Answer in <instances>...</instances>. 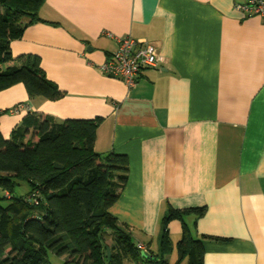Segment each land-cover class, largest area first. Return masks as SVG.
I'll return each mask as SVG.
<instances>
[{
  "label": "crops",
  "instance_id": "crops-1",
  "mask_svg": "<svg viewBox=\"0 0 264 264\" xmlns=\"http://www.w3.org/2000/svg\"><path fill=\"white\" fill-rule=\"evenodd\" d=\"M244 2L46 0L43 21L11 52L39 57L63 97L31 98L23 84L0 92L3 136L29 113L59 123L102 118L95 152L129 158L111 212L148 254L158 253L170 207H206L185 219L203 241L204 264H264V18L236 11ZM126 36L163 59L132 89L100 72L114 38ZM169 233L174 253L181 222Z\"/></svg>",
  "mask_w": 264,
  "mask_h": 264
},
{
  "label": "trees",
  "instance_id": "trees-1",
  "mask_svg": "<svg viewBox=\"0 0 264 264\" xmlns=\"http://www.w3.org/2000/svg\"><path fill=\"white\" fill-rule=\"evenodd\" d=\"M46 0H0V92L23 84L28 95L58 100L63 92L50 81L37 56L15 58L11 43L40 21ZM4 112L0 109V118ZM7 113V112H6ZM102 118L57 122L29 113L6 139L0 129V264H169L174 250L169 224H182L176 245L181 264H204V244L186 217H203L206 207L169 208L161 221L158 253L143 256L131 229L111 212L129 179V158L95 152ZM19 182L30 187L15 197ZM107 249L110 250L108 257ZM139 259L142 263H139Z\"/></svg>",
  "mask_w": 264,
  "mask_h": 264
},
{
  "label": "built area",
  "instance_id": "built-area-1",
  "mask_svg": "<svg viewBox=\"0 0 264 264\" xmlns=\"http://www.w3.org/2000/svg\"><path fill=\"white\" fill-rule=\"evenodd\" d=\"M235 10L244 17L264 18V0H246L235 5ZM110 37H113L110 35ZM117 42L116 51L101 65L100 72L108 77L119 79L132 89L137 85L140 74L151 68H157L163 61L156 49L146 41H138L131 36L114 38ZM21 106L11 112L19 111ZM145 251V247L138 244Z\"/></svg>",
  "mask_w": 264,
  "mask_h": 264
},
{
  "label": "rangeland",
  "instance_id": "rangeland-1",
  "mask_svg": "<svg viewBox=\"0 0 264 264\" xmlns=\"http://www.w3.org/2000/svg\"><path fill=\"white\" fill-rule=\"evenodd\" d=\"M9 113V112H8ZM30 191V187L28 185V183L26 182H19V187L16 188L14 196L15 197H22L25 196L29 193ZM3 196V192L0 191V197ZM178 240H176L174 243L177 244ZM157 253V252H156ZM156 255V254H155ZM178 255H177V251L175 250V252L171 255H168L165 257V259L170 263V264H174L177 261ZM140 263H142L141 260H139ZM50 262L51 264H61V262L56 258L51 256L50 257ZM181 264H188L186 261L182 262Z\"/></svg>",
  "mask_w": 264,
  "mask_h": 264
},
{
  "label": "water",
  "instance_id": "water-1",
  "mask_svg": "<svg viewBox=\"0 0 264 264\" xmlns=\"http://www.w3.org/2000/svg\"><path fill=\"white\" fill-rule=\"evenodd\" d=\"M107 254H108V257H110V250L107 249ZM143 256L144 257H148V253L147 252H143Z\"/></svg>",
  "mask_w": 264,
  "mask_h": 264
}]
</instances>
